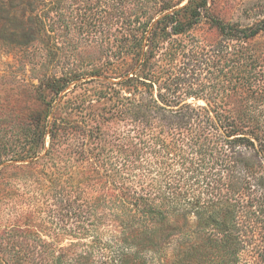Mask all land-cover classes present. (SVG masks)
<instances>
[{
	"label": "trees",
	"instance_id": "1",
	"mask_svg": "<svg viewBox=\"0 0 264 264\" xmlns=\"http://www.w3.org/2000/svg\"><path fill=\"white\" fill-rule=\"evenodd\" d=\"M206 5L133 22L100 89L69 100L81 124L60 105L85 76L46 81L60 104L38 112L33 156L55 158L69 245L36 264H264V0L249 25L208 15L215 44L190 34Z\"/></svg>",
	"mask_w": 264,
	"mask_h": 264
},
{
	"label": "rangeland",
	"instance_id": "2",
	"mask_svg": "<svg viewBox=\"0 0 264 264\" xmlns=\"http://www.w3.org/2000/svg\"><path fill=\"white\" fill-rule=\"evenodd\" d=\"M27 1L0 0V264H36L35 250L49 254L69 245L65 201L59 204L53 195L55 158L44 156L46 150L33 156L38 112L48 104H60L46 81L53 76H85L78 87L66 91L60 109L67 115L72 109L69 100L88 87L100 89L101 79L90 74L108 68L122 55L118 45L130 44L133 22L155 21L167 5L188 3L29 0L24 4ZM262 4L263 0H207L202 20L190 34L215 44L221 35L208 15L249 25ZM35 19H39L37 31ZM256 41L264 43V34ZM93 104V112L102 111L103 102ZM80 112L73 110L67 117L81 124L84 113Z\"/></svg>",
	"mask_w": 264,
	"mask_h": 264
}]
</instances>
